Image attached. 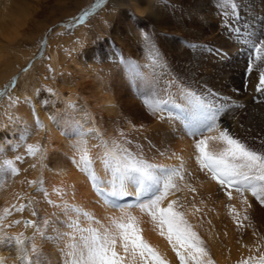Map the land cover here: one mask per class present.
Masks as SVG:
<instances>
[{"label": "bare ground", "instance_id": "obj_1", "mask_svg": "<svg viewBox=\"0 0 264 264\" xmlns=\"http://www.w3.org/2000/svg\"><path fill=\"white\" fill-rule=\"evenodd\" d=\"M134 1L133 5L139 14L137 15L139 19L141 14L149 13L152 26L155 29V41L164 51L169 62L168 66L166 65V68L162 69L164 72L162 75L165 74V78L169 76V82L179 77L181 81L191 85L192 89L199 94L208 95L210 93L217 102L228 103L229 109L221 119L222 128L228 127L230 132L241 138L255 137L254 140L259 143V140L264 138V102L257 103L254 99L262 95L256 91L257 73L254 71L250 75L246 72L248 49L234 42L233 34L224 25H221L223 17L219 10L212 7L211 0H171V5L165 4L167 6L161 5L156 0ZM140 3L146 4V7L142 8ZM252 7L250 2L247 8L243 7L241 10L242 19L240 21L231 19L232 26L249 31L261 28L264 25V7L262 11L257 10L258 12ZM8 16L7 9H3L0 14V31L5 29ZM235 23L236 25H234ZM94 35L95 31L89 33L87 41L91 42L89 39ZM136 36L140 38L139 33ZM137 42L133 44L131 51L135 47L139 48ZM190 42L191 44H188ZM207 43H212V45ZM187 45L196 46L189 47ZM209 47L219 50L220 54L217 55L215 51L209 53L207 51ZM0 59H2L1 54ZM57 63L56 56L53 55L52 65L56 67ZM73 63L76 69L87 73L88 75H86L91 79L88 82L87 90L89 89L88 92L91 94L90 98L96 99L95 105L98 108L87 116L91 119L90 127L93 126L94 121L104 139L132 140L131 145H126L132 151H139L136 145H141L145 158L151 162L179 166L182 160L184 180L180 182V187L183 191L178 192L177 196L184 205L182 210L187 214V219L205 241L207 250H210L212 255L222 263L239 258L243 253H246L248 242L240 241L235 224L236 219H243L244 212L249 211L250 207L242 204L235 192H233L232 199H229L225 191L210 178V175L200 170L195 160L194 141L184 133L179 121L167 119L160 121L150 114L143 100L140 101L142 97L139 93L148 92L145 87L149 84L145 68L139 66V63L136 65L131 62H123L116 69L115 76L113 75L112 82L107 87V80L101 79L100 75L93 71L94 67L86 69L79 61ZM150 83L149 86H155L158 92L164 93L162 86L156 85L154 81ZM69 84L71 85L70 82ZM72 87L69 94L71 97L75 92ZM174 88L173 86L171 91ZM15 93L16 95L12 99L8 98L4 101L5 109L0 110V114L6 112L8 127H12V130L22 124V129L28 126L30 135L25 142H17L21 146L18 150L12 151L9 159L15 162V166L20 171L16 176L10 175L11 183L6 189L4 187V191L0 195L3 208L11 211L10 216L7 215L4 221L12 225L10 229L13 234L23 232L27 236L32 235L33 229L26 228L24 225L25 218L26 220H39L42 217H48L51 220H56L57 217L64 219L59 208L47 203L43 192L38 190L40 187L45 188L49 193L48 198L57 203H60L61 197L54 189L65 191L67 195L64 199L93 214L95 219L101 223H108L107 217L119 216L118 210L103 204L92 189L87 176L71 163L70 158L73 155H76L77 159L79 158L71 147L76 143V140L62 134V131L71 130L72 120L70 117L58 112V108L50 109L49 105L43 108L44 112L40 111L42 105H38L39 96L33 98V93L30 91H16ZM176 99L178 103L181 102L178 97ZM235 105H243V107L237 108ZM100 113L101 115L97 118L96 115ZM10 117L13 118L10 120ZM37 117L42 122L43 128H37ZM50 117H55V120ZM241 124H243V128H241ZM120 133L124 134L123 138L120 137ZM14 138L16 137L11 133L10 144ZM41 142L44 143L42 149L47 156L45 160H41L40 154L32 157L26 152L27 144L41 145ZM98 144V140L88 138L87 147L94 160L95 172L101 180L106 181L111 179V175L105 171L98 158L103 152L102 148L96 147ZM159 152H165V156L161 157ZM173 152L181 159L166 158ZM18 155L24 158L23 161H15V157ZM41 180L43 181L42 185ZM32 181L36 183H30ZM185 185L194 188L195 191H189ZM245 195L251 205L250 193ZM24 200H27V205L24 204ZM226 201L231 203L236 216H233L232 220L229 218L228 223L221 227L219 219L222 217V209ZM22 204L25 205V208L22 212H18L16 209ZM32 211H36L38 216L33 217ZM132 211L133 215L140 219L144 238L158 249L169 264H179L170 245L153 229L150 218L137 209ZM16 221H20V223L16 224ZM80 223L82 227L89 226V221L83 217L80 218ZM57 226H59L58 222ZM92 226L98 227L99 225L93 224ZM48 234H52L50 230ZM35 243L43 253L47 254L52 264H56L59 258L57 247L51 242L43 241L40 237L36 238ZM15 257L14 249L8 256L0 247V258H5L6 264H19Z\"/></svg>", "mask_w": 264, "mask_h": 264}, {"label": "snow or ice", "instance_id": "obj_2", "mask_svg": "<svg viewBox=\"0 0 264 264\" xmlns=\"http://www.w3.org/2000/svg\"><path fill=\"white\" fill-rule=\"evenodd\" d=\"M214 6L223 17L224 27L233 34L234 42L248 49L246 72L250 75L254 71L257 73L256 91L262 94L254 99L257 103L264 102V25L255 31L230 25V18L236 20L239 17L236 0H215ZM88 14L85 12L79 20L83 21ZM141 37L145 47L149 49L153 64L161 69L166 68L152 37L145 31H141ZM207 51L220 54L219 50L211 47ZM173 86L176 88L175 93L171 92ZM165 91L167 96L163 98L155 86H151L147 93H139L150 114L160 121L167 119L181 123L184 133L194 141L195 160L200 170L208 173L229 199H232L235 192L242 204L251 207L245 195L250 193L264 206V138L259 140L257 147L248 142L255 137L241 138L230 132L228 127L222 128L221 119L229 109L228 103L217 102L210 93L199 94L179 77L170 81ZM177 97L181 102H177ZM67 107L75 109L76 105L70 102ZM50 118L55 120V117ZM88 119L86 114L85 122ZM36 126L43 128L38 117ZM243 127L241 124V128ZM70 128V131H62V134L76 140L71 147L79 156L77 159L73 155L71 163L87 176L103 204L118 210L120 215L107 217L108 223H101L93 214L64 199L67 195L65 191L54 189L61 197L60 203H57L48 198L46 189L40 187L38 190L43 192L47 203L59 208L64 219L42 217L39 220H25V227L33 229L31 236L23 232L9 234L4 230L3 224L6 216L10 215L9 209L5 208L4 215H0V246L14 249L15 259L19 264H52L47 254L35 243L37 237L57 247L59 258L56 264H169L158 249L144 238L140 219L133 215V209L150 218L153 229L170 245L179 264H214L205 241L187 219V214L182 210L184 205L177 196L178 192L183 191L180 187V182L184 180L182 160L179 166L151 162L145 158L141 145H136L139 151H132L126 146L131 145L132 140L104 139L94 121L92 127L85 128L84 124L73 120ZM17 135L19 141L25 142L30 129L25 126ZM123 136L120 133V137ZM89 137L98 140L96 147L103 149L98 158L105 171L110 173L109 180H101L95 172L94 160L87 147ZM20 146L17 143L10 150L16 151ZM3 152V147H0V155ZM26 152L32 157L40 154L41 160L47 158L40 144H27ZM159 155L164 157L165 152H159ZM166 158L181 159L175 152ZM23 159L19 155L15 157V161ZM19 171L12 159H5L0 164V175L16 176ZM40 183L42 185L43 181ZM185 188L195 191L188 185ZM24 208L25 205L22 204L16 210L22 212ZM31 215L37 217L38 213L32 211ZM81 217L89 221L88 227L81 226ZM243 219L247 220V215ZM15 223L19 224L20 221ZM93 224L99 226L94 227ZM49 230L51 235L48 234ZM0 264H6V259L0 258ZM242 264H264V254L250 256Z\"/></svg>", "mask_w": 264, "mask_h": 264}, {"label": "rangeland", "instance_id": "obj_3", "mask_svg": "<svg viewBox=\"0 0 264 264\" xmlns=\"http://www.w3.org/2000/svg\"><path fill=\"white\" fill-rule=\"evenodd\" d=\"M133 1L0 0V14L3 9H7L9 14L5 23V31H0V54L2 55V59H0V110L5 109L4 101L8 98L12 99L16 95V91H30L33 93V98L39 96L38 105H42L40 111L44 112L43 108L49 105L50 109L55 108L56 110L58 108V112L66 114L72 121H79L84 124L85 128L90 127L91 119L89 118L85 122V116L86 114L87 116L90 115L98 106L95 105L96 99L90 98L91 94L88 92L89 89L87 90L88 82L91 79L87 73L86 75L85 72L76 69L73 63L75 61L81 62L86 69L94 67L93 71L98 73L104 81L107 80V87L110 86L116 69L120 67L121 63L131 62L136 65L139 63L138 65L146 70L147 82L151 84L150 82L154 81L156 85L162 86L164 93H158L160 97H166L165 89L169 82V76L165 78V74L162 75L164 73L162 69L153 64L149 49L145 47L141 37V31L147 32L152 37L165 64L167 65L169 62L164 51L159 48L155 41V29L152 26L149 13L141 14L139 19ZM156 1L164 6H166L165 4L171 5V0ZM236 2L239 17L235 21L242 19L241 10L243 7L247 8L249 2L252 3V8L255 11H262L264 7V0H236ZM214 3L215 0H211L212 7L218 10ZM140 5L142 8L146 7L144 3H140ZM85 12L89 14L85 16L83 21H80L79 17ZM229 24L232 25L231 18ZM221 25H224L223 20ZM93 31H95V35L89 39L91 42H88L89 33L91 34ZM137 33H139L140 38H137ZM135 42L139 44V48L135 47L131 51ZM210 44L212 45V43L208 45ZM53 55L58 61L56 67L52 65ZM149 84L145 86L147 90L151 87ZM71 87L75 90L73 98L71 95L69 96L72 91ZM175 90L176 88L171 92L175 93ZM70 102L76 105L75 109L67 107ZM2 113V115L0 114V122L3 123H0V147H3L4 152L0 155V164L12 155L10 147L20 142L17 134L22 130V124L17 125L15 130H12L10 126L8 127L6 112ZM100 115L101 113L97 114V118ZM11 133L17 138L13 139L12 143L14 144H10ZM249 143L259 147V143H256L254 139L249 140ZM43 144L41 142V146ZM0 176L1 195L4 187L5 189L9 187L11 182L10 174H7L6 177ZM0 202V215H4L1 197ZM27 203V200H24V204L27 205ZM222 210V217L219 219L221 227L228 223L229 218L232 220L233 216H236L234 214L235 209L229 201L225 202ZM9 212L11 214V211ZM244 215H247L248 219L235 218V227L240 241L246 240L248 242L246 253H243L239 258L222 263L208 250L214 264H242L250 256L255 257L264 254V206H261L251 196V207L249 211L244 212ZM3 224L4 230L13 234L10 227H7L10 223L3 220ZM0 247L8 256L10 253L12 254L13 249Z\"/></svg>", "mask_w": 264, "mask_h": 264}]
</instances>
